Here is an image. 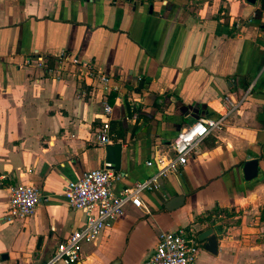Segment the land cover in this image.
Wrapping results in <instances>:
<instances>
[{
	"label": "crops",
	"instance_id": "1",
	"mask_svg": "<svg viewBox=\"0 0 264 264\" xmlns=\"http://www.w3.org/2000/svg\"><path fill=\"white\" fill-rule=\"evenodd\" d=\"M63 53L107 75L110 89L60 63ZM251 82L225 127L84 243L78 264H144L159 236L182 226L217 235L218 253L200 242L195 264H264V11L259 0H0L2 264H42L83 226L63 190L107 164L97 141L105 103L109 138L123 145L119 191L156 173L147 160L185 127L221 116L225 98L239 101ZM249 157L259 160L252 181ZM20 184L35 185L41 202L7 221L5 186ZM179 195L183 205L168 210Z\"/></svg>",
	"mask_w": 264,
	"mask_h": 264
},
{
	"label": "built area",
	"instance_id": "2",
	"mask_svg": "<svg viewBox=\"0 0 264 264\" xmlns=\"http://www.w3.org/2000/svg\"><path fill=\"white\" fill-rule=\"evenodd\" d=\"M58 60L62 64L70 63L76 66L81 76L94 77L105 90L110 89V78L97 72L86 60L65 53L59 55ZM254 89L255 82H251L239 101L225 98L226 110L221 116L201 118L182 129L171 141L169 149L159 151L153 159L145 162L149 167H157L156 173L149 178L115 191V182L123 176L111 169L107 163L101 168L85 172L78 180L68 182L63 190L67 205L70 209L84 212L85 222L81 228L74 230L59 242L52 256L42 264H78L84 243H94L109 222L122 215L130 204L138 208L143 205V193L158 189L162 179L177 175L197 152L200 144L210 134L225 127L227 118L242 106L247 97L253 94ZM111 114L112 107L105 103V121L97 134L98 145L102 147L112 144L109 138ZM7 190L10 199L7 221L26 220L35 213L41 202L40 191L35 185L8 186ZM200 251L197 231L182 226L174 231L163 232L155 250L144 264H195Z\"/></svg>",
	"mask_w": 264,
	"mask_h": 264
},
{
	"label": "water",
	"instance_id": "3",
	"mask_svg": "<svg viewBox=\"0 0 264 264\" xmlns=\"http://www.w3.org/2000/svg\"><path fill=\"white\" fill-rule=\"evenodd\" d=\"M251 4H256L258 0H248ZM260 8L264 11V0H259ZM122 143L110 144L105 147V161L110 164L111 169L119 172L122 161ZM243 172L246 181H252L257 178L259 173V160L248 158L243 166ZM1 188V186H0ZM185 201L184 195L175 196L166 208L168 210L176 209L183 205ZM198 240L204 243V248L212 255L218 253V238L211 227L200 230L198 233ZM8 256L4 255V259Z\"/></svg>",
	"mask_w": 264,
	"mask_h": 264
},
{
	"label": "trees",
	"instance_id": "4",
	"mask_svg": "<svg viewBox=\"0 0 264 264\" xmlns=\"http://www.w3.org/2000/svg\"><path fill=\"white\" fill-rule=\"evenodd\" d=\"M114 141H116V140H114ZM5 187L7 188V186H5ZM261 219L264 221V216H262V218H261ZM199 221H200V222H202V221H203V219H202V218H200V219H199ZM236 223H237V222H236Z\"/></svg>",
	"mask_w": 264,
	"mask_h": 264
},
{
	"label": "rangeland",
	"instance_id": "5",
	"mask_svg": "<svg viewBox=\"0 0 264 264\" xmlns=\"http://www.w3.org/2000/svg\"><path fill=\"white\" fill-rule=\"evenodd\" d=\"M130 256L132 257L131 259H132L133 261H135V260H136L132 254H131Z\"/></svg>",
	"mask_w": 264,
	"mask_h": 264
}]
</instances>
